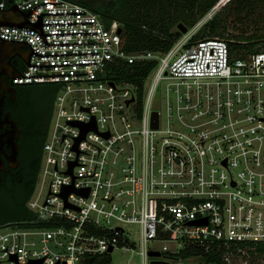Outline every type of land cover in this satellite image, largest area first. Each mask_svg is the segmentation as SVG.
<instances>
[{
	"label": "built area",
	"instance_id": "built-area-1",
	"mask_svg": "<svg viewBox=\"0 0 264 264\" xmlns=\"http://www.w3.org/2000/svg\"><path fill=\"white\" fill-rule=\"evenodd\" d=\"M13 3L24 10L39 4L31 22L41 12L69 11L86 13H46L43 22L95 21L43 24L45 33L98 31L46 34L49 43L87 42L46 44L31 26L1 25L2 38L67 53L31 54L30 63H97L26 64L14 78L59 90L28 200L34 215L0 224V264H187L202 257L182 255L195 248H222L226 263L236 264V252L244 258L264 245V42L235 54L226 38L185 33L169 50L131 52L121 21L107 23L79 1ZM116 61L156 63L142 96L139 85L110 77ZM158 90L162 105L155 107ZM92 122L97 129L82 137L77 124ZM71 185L83 193L65 199ZM119 250L130 256L113 263Z\"/></svg>",
	"mask_w": 264,
	"mask_h": 264
},
{
	"label": "trees",
	"instance_id": "trees-1",
	"mask_svg": "<svg viewBox=\"0 0 264 264\" xmlns=\"http://www.w3.org/2000/svg\"><path fill=\"white\" fill-rule=\"evenodd\" d=\"M73 1H79L92 8L94 11L98 12L107 23L113 19L121 21L123 24V47L132 52L142 49L169 50L173 43L179 38V32L178 30H174V27L176 26L177 28L179 23H184L189 28L192 27L200 17H204L207 13L212 11L219 0H104V2L99 5H93L87 0ZM263 2L264 0H237L235 1V6L230 7V14L232 11L236 14H241L242 11L247 8H253L256 4H262ZM219 15L220 14H216L213 17V20L205 23L204 29L195 34L193 40L212 37L225 38L227 25L225 21H221L219 19ZM205 33H208V35ZM252 38L254 37L251 36L246 38V42L244 44L234 41H229V44L234 52L237 50L238 53L240 51L246 53L256 44L264 42V35H259L257 36V40L251 41ZM260 47L261 46H258L252 50H259ZM155 65L156 63L154 61L138 62L134 64L124 61H116L108 69L112 79L139 85L140 95L142 96L144 93V80L154 69ZM19 85H26L32 89L28 95L23 97V99L29 103V106L25 111V116H28L26 112H30L32 110L33 106L31 105L38 101L39 88L50 90L52 92V109L41 140L42 156L38 164L35 184L26 197L27 201L33 195L38 183V177L44 155V144L48 138L59 84L33 83ZM33 215L34 213L29 210L28 213L21 217L12 218L0 223L13 220H27L31 219ZM233 251L236 252V250ZM192 254H201L206 260V264H227L223 257L224 249L222 248L220 250L210 252H205L201 249L195 248L182 253L183 256H189ZM251 254L264 255V245L259 244L255 250H249L247 258L250 259ZM235 255L239 258L237 252Z\"/></svg>",
	"mask_w": 264,
	"mask_h": 264
},
{
	"label": "flooded vegetation",
	"instance_id": "flooded-vegetation-1",
	"mask_svg": "<svg viewBox=\"0 0 264 264\" xmlns=\"http://www.w3.org/2000/svg\"><path fill=\"white\" fill-rule=\"evenodd\" d=\"M87 1L93 5L104 2ZM224 1L219 0L215 5V15L228 5L235 6L237 0ZM10 6L9 0H0V22L2 12ZM235 20L236 16L230 22L234 24ZM17 45H9L0 37V222L21 217L30 210L26 197L35 184L42 156V135L52 109V92L39 88L38 101L25 116L29 103L23 97L32 89L15 83L12 76L26 66L28 48L22 42Z\"/></svg>",
	"mask_w": 264,
	"mask_h": 264
},
{
	"label": "rangeland",
	"instance_id": "rangeland-1",
	"mask_svg": "<svg viewBox=\"0 0 264 264\" xmlns=\"http://www.w3.org/2000/svg\"><path fill=\"white\" fill-rule=\"evenodd\" d=\"M225 1H228V0H225ZM221 4H224V3H221ZM216 9L217 7L212 9V11L207 13L204 17H200L192 27L190 28L188 27L187 32L181 31L178 27L176 28V26L174 27V30L176 31L178 30L180 38L183 37L185 33L197 34L198 32H201L204 29L205 23L213 20ZM230 11H231V8L228 5L226 9L223 12H221L219 15V19L221 21H225L227 25L226 31H225L226 39H228L229 41H234L237 43L239 42V43L244 44L246 42V38L248 37H251V36L254 37L251 39V41H253V40H257V36L264 35V2L262 4H256V6L253 8H250V7L247 8L246 10L242 11L241 14H238V13L237 14L235 13V15L230 14ZM234 16H236V20L234 21V24H232L230 21H232V18ZM205 34L208 35V33H205ZM261 45H262V42L256 44L253 48H257L258 46H261ZM252 49L248 50L245 54L253 52ZM237 53L238 51L236 50L235 54ZM153 105L155 107L156 106L160 107V105H162V98H161L160 90L156 92ZM47 191H48V188H45L42 199L45 198ZM129 256H130L129 253H125V251L123 250L116 251L113 254V257H114L113 263H121L125 261ZM245 259H248V263L250 264H264V255H257V254H251L250 259L247 257H244V258L239 257L236 259V262H237L236 264H245L244 262ZM172 264H174V262H172ZM187 264H206V260L203 257L196 256L193 259L188 260ZM210 264H216V263H210Z\"/></svg>",
	"mask_w": 264,
	"mask_h": 264
},
{
	"label": "water",
	"instance_id": "water-1",
	"mask_svg": "<svg viewBox=\"0 0 264 264\" xmlns=\"http://www.w3.org/2000/svg\"><path fill=\"white\" fill-rule=\"evenodd\" d=\"M11 3L14 0H9ZM44 3H51V2H44ZM39 5V4H37ZM33 6L29 9H20V7L18 6L17 3H13L9 9L4 10L1 14V22L0 25H13V26H20V27H28L31 26L29 28H35L39 34L41 35V37L43 38L44 42L46 44H64V43H87V42H58V43H49L47 41L46 38V34H63V33H85V32H98V31H82V32H49V33H45L43 30V24H48V23H84V22H95V21H73V22H43V15L46 13H86V11H69V12H41L37 15L38 20L36 22H31L28 19L29 14L36 8V6ZM178 28L183 31V32H187L188 31V26L185 25L184 23H179L178 24ZM1 37V36H0ZM2 38V37H1ZM2 40L8 42V44H13V46H19L17 44L25 43V45L27 46L28 50H27V59H26V63L29 66H37V65H59V64H78V63H97V62H75V63H54V64H38V63H30L31 60V54H44V55H48V54H67V53H39L37 51L34 50L33 46L31 45V43L29 41L26 40H18V39H8V38H2ZM14 40H16V42H13ZM91 42H100V41H91ZM29 43V45L27 44ZM71 53H92V52H71ZM19 74H22L20 71L16 72L12 78H16L17 76H19ZM63 74H78V73H63ZM42 75H58V74H42ZM24 76V75H23ZM25 76H38V75H25ZM109 78V77H108ZM75 80V79H74ZM61 81V80H59ZM46 82V81H44ZM32 83V82H30ZM79 125L82 130H83V135L82 137H85L86 133L88 130L90 129H97V125L95 122L92 123H87V124H77ZM153 126L157 127L158 126V114L157 112L154 113V122H153ZM80 137L77 141V143L80 141V139L82 138ZM76 162H73L71 164V169L70 171L73 170V167L75 166ZM77 191V192H81L83 193L82 190H78L75 189L73 185L66 187L63 192L62 195L65 199H67L69 193L71 191ZM87 194V192H86ZM26 223H37V222H26ZM151 255L157 256L159 255V252H150ZM152 264H169V262L167 261H162V260H153Z\"/></svg>",
	"mask_w": 264,
	"mask_h": 264
}]
</instances>
